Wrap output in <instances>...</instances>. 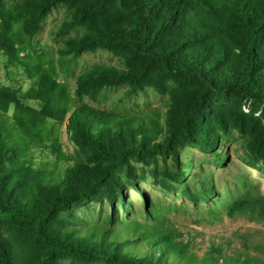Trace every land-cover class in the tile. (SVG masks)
Wrapping results in <instances>:
<instances>
[{
	"label": "trees",
	"instance_id": "obj_1",
	"mask_svg": "<svg viewBox=\"0 0 264 264\" xmlns=\"http://www.w3.org/2000/svg\"><path fill=\"white\" fill-rule=\"evenodd\" d=\"M62 7L67 15L53 34L63 45L34 44ZM98 49L120 66L95 65L73 85V65ZM2 70L21 81L0 80V264H264L222 245L200 257L174 226L156 231L129 220L126 199L127 187L139 190L145 175L136 163H144L164 190L208 202L213 179H199L193 192L188 183L199 175L181 150L220 157L233 133L243 162L264 172V0H0ZM120 87L127 97L152 88L168 98L131 113L96 105ZM159 159L174 169L161 170ZM70 201L99 204L100 221L66 209ZM218 202L229 217L264 221L262 193ZM142 206L146 216L162 215L160 205Z\"/></svg>",
	"mask_w": 264,
	"mask_h": 264
},
{
	"label": "rangeland",
	"instance_id": "obj_2",
	"mask_svg": "<svg viewBox=\"0 0 264 264\" xmlns=\"http://www.w3.org/2000/svg\"><path fill=\"white\" fill-rule=\"evenodd\" d=\"M66 15L67 11L63 7L54 10L45 20L41 31L34 37V44L47 50H55L63 45V39H55L53 31ZM98 64L120 66V61L105 49L85 52L73 65L69 80L74 85L76 75ZM0 80L5 84H16L21 81L19 76H10L5 70L1 71ZM23 84L24 87L28 85L25 81ZM125 90L126 87L108 89L106 99L96 105L104 109L131 113L148 110L150 107H163L168 98V95L155 93L152 88H147L131 97L125 95ZM240 140L241 136L233 133L223 142L219 150L223 157L222 162H220L221 156L217 157L190 146L181 150L182 158L190 161V172L199 175V178L192 179L188 183L193 192L197 193L200 189L199 179L203 177L213 179L216 186L215 197L208 202H202L198 198L189 199L180 188L175 191L164 190L154 182L153 164L136 163L145 178L140 181L139 190L133 186L126 188V199L133 205V212L128 219H138L142 224L156 231L165 225L174 226L183 232V239L191 241V249L200 257L204 256L212 245H222L227 252H242L264 257V221H258L255 215L247 212L229 217L223 202H218V199H221L229 203L244 193L264 194V172L243 162L241 156L244 152ZM64 146L67 151L74 150L73 144L67 139L64 141ZM159 168L174 169L172 160L159 159ZM142 197H146V200ZM142 203L160 205L162 215L158 219L146 216ZM210 207L214 208V212L209 211ZM65 208L72 209L80 217H85L90 224L100 221L98 214L100 205L97 203H92L89 207H76L74 202L70 201L65 204ZM108 209L109 207L106 206L103 217ZM159 213L161 212L157 214ZM132 245L140 248L143 242H135ZM64 264L77 263L68 260Z\"/></svg>",
	"mask_w": 264,
	"mask_h": 264
}]
</instances>
